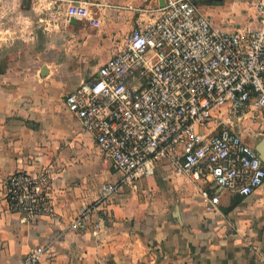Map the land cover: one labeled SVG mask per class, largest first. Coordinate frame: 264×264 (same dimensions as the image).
Here are the masks:
<instances>
[{"label": "crops", "instance_id": "crops-1", "mask_svg": "<svg viewBox=\"0 0 264 264\" xmlns=\"http://www.w3.org/2000/svg\"><path fill=\"white\" fill-rule=\"evenodd\" d=\"M91 1L101 4L94 6L99 24L57 20L69 32L64 40L42 38L39 23L30 29L29 20L13 24L17 30L0 21V28H11L15 35L0 38V264H20L35 245L45 247L38 264H261L264 182L245 196L224 191L216 207L206 210L197 191L203 183L161 164L135 186L123 183L117 194L100 201L102 182L119 180L121 173L58 99L54 71L59 60L73 58L77 51L98 53L105 61L122 47L137 22L156 15L140 8H153L161 0ZM37 2L38 8L55 5ZM195 2L223 29L258 24L255 9L252 15L232 17L236 0ZM223 119L252 145L264 134L262 118H253L250 110L243 118ZM48 164L54 172L50 191L59 219L29 218L9 209L3 195L7 176ZM84 205L92 208L89 219L75 225ZM98 216H103V225L95 230Z\"/></svg>", "mask_w": 264, "mask_h": 264}, {"label": "built area", "instance_id": "built-area-1", "mask_svg": "<svg viewBox=\"0 0 264 264\" xmlns=\"http://www.w3.org/2000/svg\"><path fill=\"white\" fill-rule=\"evenodd\" d=\"M54 21L100 20L91 0H48ZM258 24L226 30L200 10L195 0H162L141 11L156 13L137 22L115 50L87 78L64 95L65 108L121 173L101 184L100 201L123 183L136 185L161 164L176 175L203 183L197 188L212 210L224 191L251 194L264 182V161L256 145L223 118L247 111L264 126V0H255ZM211 122L213 124L211 125ZM52 165L17 169L4 182L8 208L29 218L58 220L51 185ZM84 205L74 218L82 225ZM103 225V216L94 222ZM42 245L32 246L20 264H38ZM259 260L264 264V252Z\"/></svg>", "mask_w": 264, "mask_h": 264}, {"label": "rangeland", "instance_id": "rangeland-1", "mask_svg": "<svg viewBox=\"0 0 264 264\" xmlns=\"http://www.w3.org/2000/svg\"><path fill=\"white\" fill-rule=\"evenodd\" d=\"M255 0H236L235 8L232 11V17L238 18L237 15L240 14H250L254 10ZM37 0H0V21H4L5 25H9L10 27L17 30L16 26L13 24H25L26 20H29L30 29L35 28L32 26H36L39 23L40 32L42 38L50 37L49 39L55 41L57 39L69 38L68 30H64V27L60 25L58 21H54L53 14L50 9L38 8ZM10 10V11H9ZM60 20V19H58ZM32 21H35L33 23ZM77 25V24H76ZM76 27V26H74ZM82 27L88 29L93 32L96 31V28L90 27L87 24ZM73 36H74V30ZM25 37L29 38V33L24 31ZM8 34L15 36L13 33V29L8 28L7 31L0 28V38L7 37ZM21 38V37H20ZM32 40V38H29ZM27 40V39H26ZM72 45V49H73ZM73 58L61 59L57 62L59 64L54 71L56 74V78L58 80V99L62 101L63 95L75 84L79 82V80H83L91 75L95 67L101 63L102 61L96 56L98 53H72ZM69 68V69H67ZM76 70L80 71L78 75L75 73L71 74V72H75ZM62 79L66 80V83L62 82Z\"/></svg>", "mask_w": 264, "mask_h": 264}, {"label": "water", "instance_id": "water-1", "mask_svg": "<svg viewBox=\"0 0 264 264\" xmlns=\"http://www.w3.org/2000/svg\"><path fill=\"white\" fill-rule=\"evenodd\" d=\"M161 3H162V0H161ZM75 20H76L75 17L70 18V22H74ZM44 66H45V64H44ZM256 148L259 151L260 157L264 161V134L261 136V138L256 143Z\"/></svg>", "mask_w": 264, "mask_h": 264}]
</instances>
